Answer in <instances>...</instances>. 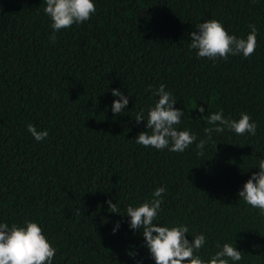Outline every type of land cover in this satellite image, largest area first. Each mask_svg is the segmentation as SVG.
<instances>
[{"label":"trees","instance_id":"16d2710c","mask_svg":"<svg viewBox=\"0 0 264 264\" xmlns=\"http://www.w3.org/2000/svg\"><path fill=\"white\" fill-rule=\"evenodd\" d=\"M93 2L91 19L53 44L44 0H0V222L36 221L56 248L53 264H155L143 229L106 201L126 214L164 186L155 223L188 226L190 242L203 233L205 260L230 243L244 254L229 264H264V214L238 196L264 158V0ZM211 19L244 38L254 24V54L198 57L190 33ZM160 84L185 112L177 129L197 141L209 127L201 117L221 110L248 113L256 135L213 133L203 156L195 143L183 153L136 144L147 121L135 116L147 115ZM113 89L129 99L120 115ZM29 123L47 138L37 142Z\"/></svg>","mask_w":264,"mask_h":264},{"label":"clouds","instance_id":"9594fccd","mask_svg":"<svg viewBox=\"0 0 264 264\" xmlns=\"http://www.w3.org/2000/svg\"><path fill=\"white\" fill-rule=\"evenodd\" d=\"M44 2L46 6L43 11L51 20L50 27L53 31L49 39L53 44L57 39L56 33L61 29H68L73 24H82L90 20L92 14L96 12L93 0H44ZM248 27L251 31L246 38L237 37L230 35L221 22L215 19L206 20L195 26L197 31L190 33L189 48L196 50L198 57L213 61L218 58L227 60L229 55L242 54L245 58L250 57L257 46L258 30L254 24ZM111 94L113 97H119L113 101L111 110L114 115H120L128 105L129 99L119 89H113ZM152 95L158 97V100L154 106L147 108V115L145 116V110L142 109L135 116L137 123L147 121L145 125L147 131L139 132L135 138L138 145L183 153L195 143L197 155L203 156L205 145L212 140L213 133H223L227 129L237 135L245 133L256 135L257 123L248 113L241 112L237 120L225 117L221 110L209 112L208 115L201 117L209 127L203 130L205 138L197 141V136L189 130L177 129L176 126L181 123L185 112L174 107L177 100L173 93L166 91L165 85L160 84L158 88L152 89ZM198 111L204 113L205 109L199 107ZM27 131L37 142L43 141L49 134L47 130L38 131L31 123L27 125ZM254 167H258L259 172L252 173L238 192V196L246 204L264 214V158H258ZM165 192L164 186L156 188L150 199H145L138 206L127 205L126 214L120 213L117 202L113 203L111 199L106 201L109 212L130 218V229L133 231L143 229L144 246L155 260V264H229L230 261L242 260L244 253L230 243L217 244L218 250L205 260L199 255L200 249L206 244L203 233L192 234L190 242L186 238L189 234L188 226L175 224L169 227L155 223L161 212ZM119 226L118 221L113 228L114 233ZM55 254L56 248L43 234L36 221L26 218L22 225L13 223L11 226L0 222V264H53ZM127 254L135 255L132 252Z\"/></svg>","mask_w":264,"mask_h":264}]
</instances>
